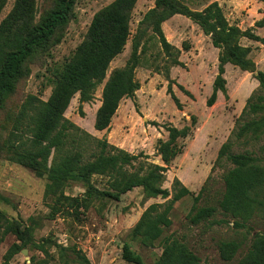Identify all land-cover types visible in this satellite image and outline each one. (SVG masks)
<instances>
[{
  "label": "trees",
  "instance_id": "1",
  "mask_svg": "<svg viewBox=\"0 0 264 264\" xmlns=\"http://www.w3.org/2000/svg\"><path fill=\"white\" fill-rule=\"evenodd\" d=\"M76 1L50 0V7L37 17L36 0H15L10 12L1 19L7 0H0V115L6 111L7 102L16 93L19 84L29 76L30 64L41 56H48L61 42L67 25L75 17ZM137 1L113 0L96 12L72 56L51 70L49 98L42 101L29 95L17 112H6L0 119V127H9V132L0 147V155L30 170L36 177L46 179L44 196L52 201L50 219L65 212L78 221L82 213L95 203L119 202L123 195L137 188L142 190L146 199L165 200L164 203L150 204L129 233L131 242L153 248L172 226L171 214L175 203L192 194L177 178L173 179L171 191L162 185L167 166L182 153L178 140L191 135L196 125L195 117H190V126L181 129L162 126L168 136L166 140L157 142L156 152L164 164L160 166L141 162L139 158L143 157L142 154L132 155L81 131L64 117V113L71 99L78 94L79 114L82 116L81 105L91 102L97 87L103 84L101 104L96 110L93 127L96 131L109 130L121 100L133 99L140 89L135 70L152 42L159 46V52L167 62L166 95L181 111L183 107L172 90L168 75L172 67H185L179 57L182 51L191 49V44L183 41L180 49L165 38L162 24L175 15L195 23L203 35L209 37L211 45L219 50L217 74L211 94L205 101L207 107L215 104L218 92L226 96L224 74L227 64L251 73L258 82V88L264 92V72L257 71L250 57L251 48L240 43L242 39H247L264 45V38L256 35L253 29L264 27V17L256 21L254 27L241 30L229 24L216 2L196 11L179 0H153L154 6L143 14L131 37L130 23ZM130 37L129 58L123 66L113 68L106 78L109 65L123 53ZM177 87L193 99L182 86ZM149 124L159 126L153 121ZM72 135L77 137L72 138V143L77 146L65 149ZM83 138L96 147L88 160H85L87 150L81 144ZM233 138L243 144L255 142L262 157H256L252 151L233 153L231 140L222 144L217 161L225 160L232 166L223 175V192L216 206H198L205 186L200 189L193 197V206L188 214L192 225L208 221L217 211L226 220L233 221L235 228H246L255 218L264 220V94H252L247 99ZM94 177L106 178L105 187L98 188L93 182ZM74 184H81L84 188L80 197L65 195V191ZM37 223L32 217L27 219V223L9 219L0 211V235L2 238L13 235L18 242L11 245L4 255L5 263L23 248L33 246L48 255L46 246H54L63 264L76 261L89 264L88 259L75 248L56 245L48 239L35 244L33 234ZM161 247V254L152 264H201L198 256L172 235L163 238ZM239 248L238 241H223L218 246L219 256L224 261H231ZM68 253L74 257L69 259ZM121 259L129 264H146L132 250L129 242L122 244ZM31 264L41 263L32 259ZM236 264H264V233H256L252 237L249 249Z\"/></svg>",
  "mask_w": 264,
  "mask_h": 264
},
{
  "label": "rangeland",
  "instance_id": "2",
  "mask_svg": "<svg viewBox=\"0 0 264 264\" xmlns=\"http://www.w3.org/2000/svg\"><path fill=\"white\" fill-rule=\"evenodd\" d=\"M14 1L7 0L1 19L10 12ZM112 1H76L75 17L67 25L61 42L48 56H41L30 64L29 76L19 84L16 93L10 97L6 111L1 113L0 119H3L6 112H17L29 95L36 96L42 101L49 98L51 87L48 86V81L52 75L51 70L72 56L84 39L94 14ZM179 1L196 11H201L210 3L216 2L229 24L236 25L241 30L254 27V23L264 17V0ZM153 6V0L137 1L130 23L131 37L143 14ZM49 7L50 0H36L37 17ZM253 29L256 35L264 38V27ZM162 30L169 43L174 39L180 43L187 41L192 45L191 48L203 50L199 59L195 58L192 49L189 50L192 54L184 52L183 60L186 66L176 68L173 76L170 73L171 68L169 69L168 77L172 90L183 107L181 111L175 108L172 100L166 95L167 62L159 52V46L152 42L148 44V51L135 70V78L140 83V89L133 99L121 100L109 130L90 134V131H94V118L100 105L103 84L97 87L91 102L81 105L82 116L79 114V95L76 94L71 99L64 117L96 139L105 140L132 155L142 154L143 157H140L139 161L160 166L164 164L156 152L157 142L166 140L168 136L162 126L171 125L181 129L190 126V117H195L196 125L192 128L191 135L178 140L182 153L167 166L162 185L171 191L173 179L177 178L192 194L175 203L171 214V228L164 232L153 248H144L137 242L130 241V230L150 204L164 203L165 200L146 199L142 190L137 188L123 195L119 202L95 203L88 211L82 213L78 221L65 212L50 219L48 215L52 201L44 196L46 179L36 177L30 170L8 161L1 154L0 211L9 219L20 220L23 223H27L29 217L36 219L38 223L33 234L35 244L48 239L56 245L75 248L88 259L89 264H129L121 259L122 244L129 242L132 250L139 254L146 264H152L161 254L163 238L172 235L185 243L198 256L201 264H236L249 249L252 237L256 233H264V220L261 218L253 219L246 228H235L233 221L226 220L219 211L208 221L198 225H192L188 220L193 197L203 186L205 191L198 206L206 204L216 206V201L223 192V175L232 166L225 160L217 161V153L222 144L231 140L233 153L252 151L256 157H262L258 144L239 143L234 140L233 133L247 99L252 94L264 92L258 88L257 80H254L253 76L229 64L224 74L226 96L221 93L215 105L212 108L207 107L205 101L212 91L213 59L217 54L210 39L199 37V27L180 15L171 22H166ZM131 37L123 53L109 65L106 78L113 68L123 66L129 58ZM240 43L251 48L250 57L254 60L257 71L264 72V45L247 39H242ZM158 54L160 56H157ZM177 86H182L193 99L185 96ZM152 121L159 126L150 125L149 122ZM8 129L9 127L7 129L0 127V147L7 139ZM72 138L77 137L72 135L65 149L77 146L76 143H72ZM81 144L87 150L85 160H88L90 154L96 150L95 144L84 138ZM144 156L148 159L145 160ZM93 182L98 188H104L107 183L104 177H94ZM83 192L81 184H74L65 191V195L80 197ZM0 239V264H31L32 259L40 261L41 264H63L54 246H46L48 255L39 252L33 246L23 248L5 263L4 255L11 245L18 242L15 236L10 234L3 238L0 235ZM231 240L240 242V248L231 261H224L219 256L218 246L223 241ZM68 256L69 259L74 257L72 253H68ZM69 264L83 263L76 261Z\"/></svg>",
  "mask_w": 264,
  "mask_h": 264
},
{
  "label": "crops",
  "instance_id": "3",
  "mask_svg": "<svg viewBox=\"0 0 264 264\" xmlns=\"http://www.w3.org/2000/svg\"><path fill=\"white\" fill-rule=\"evenodd\" d=\"M176 16H179V15H175V16H173L172 18H170L169 20H167L166 22H171L172 20H173V18H176ZM166 22H164L163 24H162V28H163V25L164 24H166ZM198 36L199 37H202V38H204V39H206V40H209V38L207 37V36H204L203 35V33L199 30L198 31ZM170 44H172L173 46H175L176 48H180V45H181V43L178 41V40H176V39H174L173 40V42L172 43H170ZM192 46V45H191ZM213 47V46H212ZM214 48V47H213ZM192 50H193V53L195 52V58H197V59H199L200 58V55H201V52L203 51L202 50V48H199V49H197V48H191ZM215 50H214V52L215 53H217L216 55H215V58L213 59V62H214V65H213V70H212V78H211V84H212V81H213V79H214V77L216 76V74H217V57H218V49H216V48H214ZM198 51V53H196L197 51ZM188 54H192V51H189V52H187ZM183 56H184V52L183 53H181L180 54V57H179V60L182 62V63H184V60H183ZM252 59V58H251ZM253 60V59H252ZM254 61V60H253ZM200 63V62H199ZM184 65L186 66V64L184 63ZM227 65H229V64H227ZM227 65H225V70H226V68H227ZM176 68H180V67H172L171 69H170V73H171V75L173 76V72H174V70L176 69ZM244 73H246V74H248V75H250V76H253V75H251V73H248V72H244ZM156 76H157V74H156ZM159 76V75H158ZM255 80V79H254ZM254 84H255V82H254ZM257 84H258V82H257ZM255 86H256V84H255ZM221 96V92H218L217 93V100L219 99V97ZM216 103V102H215ZM99 104H101V102L99 103ZM215 105V104H214ZM213 105V106H214ZM100 106V105H99ZM212 106V107H213ZM211 107V108H212ZM118 110V109H117ZM117 112V111H116ZM112 123V122H111ZM111 125V124H110ZM101 132H103V131H96L95 129H94V131H90V134H99V133H101Z\"/></svg>",
  "mask_w": 264,
  "mask_h": 264
}]
</instances>
